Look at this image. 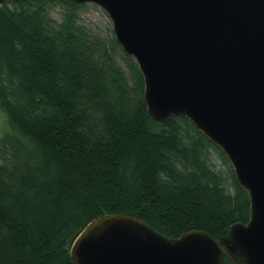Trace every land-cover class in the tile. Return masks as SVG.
Masks as SVG:
<instances>
[{
    "label": "trees",
    "instance_id": "trees-1",
    "mask_svg": "<svg viewBox=\"0 0 264 264\" xmlns=\"http://www.w3.org/2000/svg\"><path fill=\"white\" fill-rule=\"evenodd\" d=\"M86 5L0 4V264H73L74 238L108 213L170 238L219 239L249 218L223 150L186 117L148 115L143 76L111 28L76 22Z\"/></svg>",
    "mask_w": 264,
    "mask_h": 264
},
{
    "label": "water",
    "instance_id": "water-1",
    "mask_svg": "<svg viewBox=\"0 0 264 264\" xmlns=\"http://www.w3.org/2000/svg\"><path fill=\"white\" fill-rule=\"evenodd\" d=\"M69 1L105 11L143 76L148 115L189 119L223 150L250 200L247 223L219 239L199 229L170 238L130 215L98 216L74 238L71 262L264 264V0Z\"/></svg>",
    "mask_w": 264,
    "mask_h": 264
},
{
    "label": "rangeland",
    "instance_id": "rangeland-1",
    "mask_svg": "<svg viewBox=\"0 0 264 264\" xmlns=\"http://www.w3.org/2000/svg\"><path fill=\"white\" fill-rule=\"evenodd\" d=\"M85 8L80 10L76 22L80 25L88 28L92 32L108 34V29L112 30V23L109 20V17L99 6L88 3ZM61 10L60 5H54L53 8L49 10L51 18H54L56 21H61ZM8 127L4 113L0 110V137L3 135L5 129Z\"/></svg>",
    "mask_w": 264,
    "mask_h": 264
}]
</instances>
